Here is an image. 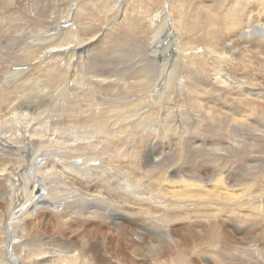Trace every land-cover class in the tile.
I'll use <instances>...</instances> for the list:
<instances>
[{
  "label": "bare ground",
  "instance_id": "bare-ground-1",
  "mask_svg": "<svg viewBox=\"0 0 264 264\" xmlns=\"http://www.w3.org/2000/svg\"><path fill=\"white\" fill-rule=\"evenodd\" d=\"M6 1L0 0V6ZM80 1L81 5L78 4L74 12L73 5ZM90 1L19 0L30 7L34 5L37 15L44 17L45 21L35 35L18 29L17 24L0 23V185L7 186L4 193L8 201L17 204L8 216L7 228L16 225L11 229L10 237H24L27 222L35 224L37 221V226L43 225L44 216L50 213L43 209L30 212L38 206L53 210L61 206L49 224L51 231H56L58 236H50L52 233L48 231V242L38 240L34 244L33 237L40 230L36 226L32 230L34 235L25 243V257H10L11 262L24 264L29 254L33 264H93L92 261L136 264V246L145 243L144 237L140 241L136 234L151 231L159 238L165 231L160 211L166 199L148 188V176L154 173L161 176L158 169L168 160L162 153L165 142H160L156 148V138L162 136L163 139L165 131L175 130L182 124L183 117H188L192 130L186 148L203 149L201 153L205 155L189 162L196 170L190 176L185 175L186 181L198 190L208 183L217 190L226 188L220 183L226 185L234 180L224 193L210 196L208 203L199 199L196 207H202L204 212L199 213L198 209L196 213L194 209L196 214L191 217L196 225L184 232L188 244L199 250L196 257L203 264H264V250L261 249L264 245V177H256L258 173L244 175L258 169L256 161L242 166L244 164L238 160V170L227 169L223 165L228 153L226 147L206 145L202 137L205 123L213 136L226 132L234 142L239 139V134H257L259 129H264L261 118L264 116V91L252 86L259 77L253 63L264 59V0H170V4L167 3L172 24L182 31L179 45L173 51L168 50L174 29L169 32V20L163 19L159 25L151 21L146 28L139 27L136 18L128 12V5H121L120 0L98 3L109 12L115 5L114 17L119 12L122 15L117 23L110 21L108 26L105 25V33L102 32L103 24L99 32L87 36L90 26L88 31L84 30L79 19L85 23L90 20L86 10ZM204 1L211 2L206 12L201 9ZM162 3L163 0H155L154 8H162ZM81 9L86 13L82 14ZM196 12H200V23L188 19ZM161 15V11L156 13L155 20ZM72 21L73 25L69 27ZM202 35L206 43L204 52L212 59L211 64L206 54L199 55V64L192 61L193 47L204 43ZM26 38L33 41L23 49L17 43ZM124 41H129L132 46L130 52L134 53L132 60L139 62L138 70L132 71L136 67L134 64L122 65L126 56H114V62L109 58L114 50L128 49ZM106 45L107 48L112 46L113 51L104 48ZM49 52L51 56L48 57ZM227 70H233L235 77ZM174 72L181 85L187 78L193 80L194 88L190 96H185V105L178 99L166 105L162 99L168 79ZM227 73L234 77L233 84L228 81L230 77L226 78ZM39 74L44 75L43 80L37 77ZM160 82L163 88L154 94ZM69 84H72L71 88ZM201 86L204 88L198 95L214 97L211 100L213 106L226 103V96L232 97L228 98L232 100L231 104L227 101L228 110L218 108L212 113H208L209 109L204 110L196 95ZM148 100L158 102L149 103ZM152 105L156 106L158 116L149 114ZM245 108L255 124L247 123L249 118L244 116ZM166 123L170 125L167 130ZM135 149L142 165L148 157H162L155 167L159 172L153 171L154 164L151 163V171L149 165H145V171L142 170L140 178L136 179L133 161L130 162L133 174L125 172L119 166L120 153L128 162ZM78 160L80 165L76 163ZM208 165L215 170L211 172ZM238 171L249 177V186L235 183ZM219 176L221 179L218 180ZM174 177L180 178L177 174ZM36 190L41 194L34 195ZM116 192L130 196L132 205L133 202L139 206H143V202L153 203L158 215L142 217L138 214L136 217L123 212V204L117 205L114 201L118 199ZM130 207L134 209V206ZM219 231L221 234L217 235ZM238 231L248 235L249 252L257 259L247 255L244 260L236 261L235 258L229 259L231 255L227 259L225 253L213 256L209 252L212 244L208 241L218 242L225 236L223 233ZM178 245L165 247L163 253L175 254L177 264H190L183 256L188 251ZM188 249L191 252L193 248ZM6 261L5 255H0V264Z\"/></svg>",
  "mask_w": 264,
  "mask_h": 264
},
{
  "label": "rangeland",
  "instance_id": "rangeland-1",
  "mask_svg": "<svg viewBox=\"0 0 264 264\" xmlns=\"http://www.w3.org/2000/svg\"><path fill=\"white\" fill-rule=\"evenodd\" d=\"M31 1L33 2L34 0H31ZM59 1L60 0H56V2H59ZM95 1L96 0H91L90 3L87 5L86 10L90 14V16H89L90 20L85 23L81 19H79V21L81 22L80 25L83 27L84 30L88 31L87 27L90 26L89 31L87 33V36H91L93 34H96L97 31L99 32L100 27H102L103 24H104V26L102 27L103 28L102 32L105 33V30H106L105 27L110 24L109 22L112 21L113 24L117 23L120 19V16L122 15V13L119 12V13H117V16L114 17V15L116 14L115 5H112V7L110 8V10L112 9V12H109V10H107L105 7L101 8L100 5L98 6V3H101V1H104V0H97L96 1L97 3ZM98 1H100V2H98ZM150 1L149 0H120V4L124 5V6L128 5L127 10H128V12H131V15L133 17L136 18V24L139 27L141 26L143 28H146V26H148V24L151 23V21H152V23L155 22L157 25H159L161 23V20H163V19H167L166 21L169 20L167 22L168 28H170L169 32L171 33V31H172L171 29L172 28H174V29L171 33L172 35L170 37V42L168 44V50L173 51L177 48L176 46L179 45L178 39L182 37V31L180 29L175 28L172 24V18L170 16L169 8H168V6L170 7V5H169L170 0H168V1L163 0L162 8H159L158 6H156L154 8L155 0H150ZM189 1L191 2V0H188V2ZM93 2H95L94 5H93ZM192 2H194V0ZM81 3H82V1L77 2L76 5L75 4L73 5V11L74 12L76 11V8L81 5ZM78 4H79V6H77ZM202 4L204 5V6L202 5V8H201L202 12H206V10H208L210 8L211 2L210 1H208V2L204 1V3H202ZM114 7H115V9H114ZM103 9H105V10H103ZM80 11L81 12L84 11L82 14L86 13L84 9H81ZM159 11L162 12V15L155 20L154 16L156 13H159ZM193 14L194 15L188 19H190L191 21H194V22L197 21V23H200L202 21V18L200 16V12H199V14L197 12L193 13ZM106 15H108V16H106ZM1 19H7V20H1ZM153 19H154V21H153ZM2 21H6L9 24L10 23L17 24L18 29H21L23 32H28L32 35H35L36 33H38V29L40 28V26L43 25L45 20H44L43 16L40 17L39 15H37V9L35 8L34 5H32V7H30L29 5L19 3V0H7L6 2H4L0 6V23ZM39 21H41V22H39ZM100 22H102V23L100 24ZM72 25H73V21L69 25V27H71ZM98 26H99V28H98ZM114 31L115 30H113L111 32L112 35H114ZM198 35H200V34H198ZM22 38H25V37H22ZM202 39L204 41V35H202ZM32 41H33V39H27L26 38L24 41L19 42L17 44H20V46L23 49H26L27 47H29V43H31ZM123 44L126 45L128 47V49L124 48L123 51H121V52H120V50H114V51L111 50L112 46L107 48V45H106V47H104V48H107V49L111 48L110 51H113L109 55L111 62H114V60H113L114 56L123 55V56H126V58L123 59L124 62L122 63V65L129 67V66H132V64H134L133 66H136V67H135V69H132V71L138 70L137 66H138L139 62L136 59L132 60L134 53L130 52V49L132 48L130 42L124 41ZM205 45H206V43L204 41V43L200 42L198 44H195V46L193 47L192 52L194 54V56H193L194 59H192V61L194 64L195 63L199 64L201 62L199 55L202 56L204 54H206L205 57L209 60V64H211L212 59L210 58V56L206 52H204ZM102 46H103V44H102ZM241 51H244V50H241ZM64 52H68V51L64 50ZM48 54H49V55H47L48 57L51 56L50 52ZM188 54H190V53H188ZM166 58L167 57H165V59ZM130 59L132 61H130ZM192 61H190V64H192ZM62 65H64V64L61 63V66ZM253 65L255 66V69L257 70V76H259V77L256 79L257 82L256 81L252 82V86H254V85L257 86V88L260 90V92H263L264 91V59H260V60L257 59L256 62L253 63ZM227 72L232 74V76L236 75V73H234L233 70L232 71L227 70ZM228 73L226 75V78L230 77V74H228ZM190 74L191 73H189L188 76ZM175 75H177L176 72H174V74L171 75V78L168 79V85L166 87V90H165V93H164L162 99L166 105H170V104L175 103L176 99H178L179 103H181V101L183 100L184 101L183 104L185 105L186 104L185 96L191 95V91L194 88V83H193V80H190L189 78H187L186 82H184L181 85V83L179 82L178 78L175 77ZM32 76L34 77L35 74ZM243 76L245 78V75H243ZM31 77H29V78H31ZM37 77H39L40 80L44 79V75L42 76V74L37 75ZM234 77L228 78V81L231 82L232 84L234 83ZM246 82L249 83L250 80L247 79ZM162 83H163V81H162ZM162 83L160 82V87L159 86L156 87L154 94H156L161 88H163ZM69 85H70L69 87L71 88L72 84H69ZM201 88L202 89L198 88L196 95L200 99V105L204 110L209 109L210 111H208V113H212L213 110L218 109V108L221 111H227L228 110L227 101H228V104H231L232 100L230 101V100H228V98L232 99V97L226 96V98H227L226 103L224 102V103L219 104L218 106H213L211 103V100H214V97H211L210 95L206 96V97H201L198 95L203 90L204 87L201 86ZM66 91H67V87H66ZM217 91H218V93H220L219 92L220 89ZM232 96L236 97V95H232ZM147 99L148 98H146V101H147ZM148 102L153 103V102H158V100H156V101L148 100ZM149 110H150V113H149L150 115L151 114L153 115V113H154L155 116H158V114H157L158 111H157V108L155 105H152L153 111L151 109H149ZM243 111H245L244 116L249 118L247 123L249 122L248 124H251V123L255 124L253 119H250L252 117L248 116L249 115L248 110H246V108H245V110H243ZM261 118H262V121H264V116ZM169 119L171 120V116H169ZM262 121H260V122H262ZM177 124H179V123H177ZM159 125H162L161 122H159ZM164 125H165V130H167L168 127H170V125H167V123ZM177 127L178 128H176L175 130L173 128L170 131H165L163 139H162V136H160L161 139L156 138V142H155L156 148H158L161 145L160 142H162V143L165 142L164 151L162 153L167 155V156L164 155V159H166V157H167L168 160H167V162L165 161V165L162 167L163 170H162V168L158 169L160 171L161 176L159 174H156V173H154V175L152 174L151 176H148L150 178V182H149L150 185H148V188H150L155 194H161L162 198L166 199L165 203H164L165 206L161 205L163 210L160 211L162 213V214L161 213L160 214L164 218L163 224H165V225L163 227H164L165 231L160 234L159 238H158V236L153 235L154 233H152L151 231L149 233L144 232V231H139V233L136 234V235H138V238L140 239V241L143 240L142 239L143 237L145 240L144 244H138L136 246L138 248V249H136V257H135L136 262L134 261L136 264H177L175 261V257H174V256H176L175 254L169 255V254L163 253V251H164L165 247H168V246L173 247L175 245H178L179 243H180L179 244L180 249L185 250V252L188 251L187 253H185V255H183L184 260L190 262V264H203L201 259L196 257V253H199V250L197 248L193 247L191 244H188L187 237L184 235L185 234L184 232H186V230L190 226H191V228H194L196 225V223H192L195 221L193 220L191 215L198 213L199 210H200L199 213L204 212L202 207H196L198 202H200V200L204 204L206 202L208 203L210 201L209 200L210 196H212L214 194H220V192L224 193V191H226L228 189L227 185L234 184V180H230L229 184H226V185H225V182L220 183L222 186H224V187L226 186L225 189L220 188V189L215 190V188L212 186L213 184H209V183H208V185L204 184L203 187L201 188L202 190L201 189L198 190V189L193 188L191 186V184L188 181H186V178H185V175L190 176L193 174V171L196 170L195 168L190 166L191 164L189 162L196 160L198 157H204L205 154L201 153V152H204L203 149L191 150L190 148H186V145L188 143L187 141L189 140L190 132L192 130V128L190 127V119L188 117H183L182 124L177 125ZM259 128H261V127H259ZM259 130H260V132H257V134L256 133L239 134V135H237V138H239V139L234 142L231 139L232 136L228 135L226 132L220 133L222 135V140H220V134H216L213 136L212 134H210V131L207 129V126L205 123L203 133H202V137L205 139L206 145L219 144L223 147H226L225 150H227L228 153L224 157V160H223L224 164L223 163L222 164L225 165V167L227 169L234 168V169L238 170L236 166H237L239 161H241L244 164L242 166H248L251 161H256V164H257L256 166L258 167L259 170L258 169L256 171L250 170V172H245L244 175L246 173H248V175L252 174V173H258V174H256L257 175L256 177H264V129H259ZM121 138L126 139L125 136H122ZM160 140H162V141H160ZM207 140H212V141H207ZM138 143L139 142H137V145H139ZM136 151L137 150L135 149L133 157L132 158L130 157L128 162H126V160L124 158H122L123 156L120 153L119 162L121 163V165H119V166L125 172L128 171V172L133 174V170L135 169L136 172L133 175L136 179H139L140 175H141L140 173L142 172V170L145 171L144 166L149 165V168H150V167H152L153 164H154L153 165L154 167H152L153 171L156 170L157 172H159L155 167L157 164H159V161L162 159V157L161 158L159 157V159L154 158V156L148 157V158H146L147 160L146 159L144 160V164L142 165V163L140 162L141 161L140 158H138L139 154H135ZM205 160H208V157H206ZM80 162H81L80 160L76 161L77 165H80ZM130 162H132V166L134 169L130 166ZM154 162H156V164ZM151 163H152V165H151ZM183 164H186V165H183ZM178 167H179V169H178ZM208 168H210L211 172L215 170L214 168H211L210 165H208ZM150 171H151V168H150ZM240 172H241V170H240ZM240 172L238 171L237 177L235 176L236 177L235 183H240V184H244L246 186H249V184L247 185V183H249V177L243 176ZM176 174L181 179L175 178L174 175H176ZM226 174L227 173H225L224 175H226ZM240 175H241V177H239ZM222 177H224V176H222ZM219 179H221L220 176L218 177V180ZM179 181H180V183H179ZM184 181H186L187 183ZM8 186L11 188V190L13 189L11 187V183H8ZM5 187H7V186L1 187V185H0V255L1 256L5 255L6 260H7L6 263L4 262L5 264H16V263L11 262L12 259H10V257L16 256V257H19L21 259L25 257L26 250H27L25 248V243H26L27 239L29 238V236L34 235V232L32 230H34L35 227L37 226V221L35 222L36 225L32 221L26 223V229H25V232L23 233L24 237H22L21 235H18V236L14 235L13 237H10L11 229L16 227V225L9 226V228H7V226L9 225V221H10V217H8V216H9V212L12 209V207L16 208L17 204L11 203L10 201H8V196L4 193ZM102 187H106V186L102 185ZM106 189L108 190V187H106ZM38 194L40 195L41 193H39L36 190L34 195H38ZM116 194L118 195V199L114 200V201L117 205L123 204V206L121 207V210L123 212L131 214V215H135L136 217H139L138 214H141L142 217L148 216V215H153V214L158 215L157 214L158 210L154 207V205H152L153 203L148 202L146 204L145 202H143L141 204L142 205L144 204V205L139 206V205H136L137 202L136 203L133 202V205H132L130 200H129L130 196H125L122 193H118V192H116ZM200 195H201V197H200ZM196 200H197V202H195ZM194 203H196V204H194ZM130 206H134V209L133 208L131 209ZM185 206H189L191 211L188 207H185ZM172 207H174V208H172ZM170 208H172V209H170ZM175 208H177V209H175ZM39 209H43V210L49 212L50 214H47L44 216V221H43L44 223L42 221L40 222L41 224L43 223V225L37 226L38 228H40V230L36 234L37 236L33 237L32 242L33 243L35 242L34 244H36V242L38 240H40L41 243L48 242V240L50 239V237H48L46 235V233H49L48 231H50L52 233V235H50V236H54V237L58 236L56 231H51L52 226H49V224H51L52 217L56 216L57 212L61 210V206H59L58 208L53 210L52 208H46L44 205H40L37 208H35V210H32L30 212L34 213L35 211H37ZM194 209H196V213H195ZM172 210H175V211L172 212ZM187 210H189L188 213H187ZM189 212H191V214ZM188 214H189V216H188ZM34 217H35V215H34ZM34 217H33V219H34ZM170 221H171V223H170ZM197 228H195V229L197 230ZM169 229H172V230H169ZM172 231H174V232L172 233ZM198 231L200 232V230H198ZM165 232H167V233H165ZM169 232H170V234H169ZM8 234H9V236H8ZM216 234L220 235L221 231H219ZM223 235H225V236L222 237V239L218 242L217 241L214 242V240L208 241L210 244H212V246L210 248L211 250H209V252L211 254H213V256H215L219 253L220 254L225 253L223 255L224 256L227 255L228 256V257L226 256L227 259L231 255V257L229 259L235 258L236 261L244 260L247 257V255L250 258L257 259L251 252H249L251 250L249 249V245H248L249 244L248 243V235L244 231L243 232L238 231L235 233L231 232L229 234H228V232H226V234L223 233ZM164 236H167V237H164ZM226 236H227V239H226ZM153 238H155V239H153ZM223 238H224V241H223ZM34 239H36V240H34ZM135 239L137 240L136 237H135ZM229 239L231 241H229ZM181 240H182V242H181ZM166 241H168V242H166ZM175 241H177V242H175ZM181 244H182V246H181ZM225 245H226V247L230 246L229 248H227L228 250L226 249ZM152 246L153 247L155 246V247L153 248ZM160 246H162V247L160 248ZM189 247L193 248L191 250V252H193V253L190 252V250L188 249ZM235 247H238V250H240V251H238L237 248H235ZM242 247L245 248L246 250L243 249ZM233 249H234V251H233ZM241 249H242V251H241ZM261 249L264 250V245L261 246ZM229 250H230V252H229ZM157 251L158 252L160 251L159 252L160 254H158ZM231 251H232V253H231ZM227 252H229V253H227ZM243 252H245V253L247 252V253L245 254ZM126 254L128 255L127 250H126ZM155 254H156V256H155ZM244 254H245V256H244ZM27 255H28V257L25 258L24 264H33V258L29 257L30 256L29 254H27ZM233 255H234V257H233ZM237 255H239V256H237ZM107 258H108V256H107ZM92 262H93V264H99L98 261H92Z\"/></svg>",
  "mask_w": 264,
  "mask_h": 264
}]
</instances>
